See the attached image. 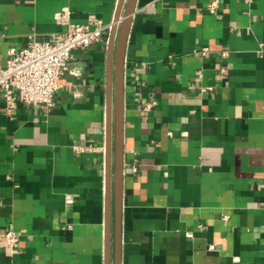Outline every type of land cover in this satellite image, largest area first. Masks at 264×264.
I'll return each mask as SVG.
<instances>
[{"label":"crops","instance_id":"1","mask_svg":"<svg viewBox=\"0 0 264 264\" xmlns=\"http://www.w3.org/2000/svg\"><path fill=\"white\" fill-rule=\"evenodd\" d=\"M212 1L136 2L120 264H264V0H220L210 14ZM118 3L0 0V68L11 49L65 31L56 12L112 24ZM107 52L105 40L75 49L49 110L16 93L7 114L0 93V264H113ZM7 230L19 238L14 252Z\"/></svg>","mask_w":264,"mask_h":264},{"label":"built area","instance_id":"2","mask_svg":"<svg viewBox=\"0 0 264 264\" xmlns=\"http://www.w3.org/2000/svg\"><path fill=\"white\" fill-rule=\"evenodd\" d=\"M244 1L247 4L252 2ZM219 5L220 0H213L206 10L215 14ZM53 18L55 24L65 27V31L51 35L46 41L32 39L20 50L11 49L5 65L0 68V93L7 114L16 107V93L26 104L38 105L44 110L52 108L53 95L60 88L61 77L70 67L73 51L104 40L107 42L113 25L99 20L74 23L66 8L56 12ZM220 70L225 72L223 68ZM142 105L144 111L152 108L148 102H142ZM89 149L80 148L82 151ZM1 237L11 252L19 247V238L13 231L7 230Z\"/></svg>","mask_w":264,"mask_h":264},{"label":"water","instance_id":"3","mask_svg":"<svg viewBox=\"0 0 264 264\" xmlns=\"http://www.w3.org/2000/svg\"><path fill=\"white\" fill-rule=\"evenodd\" d=\"M137 0H119L116 16L108 35L106 102V185H113V264L121 262V210L124 132V57L132 15ZM123 12V16H121ZM106 245L110 244V191L106 201Z\"/></svg>","mask_w":264,"mask_h":264}]
</instances>
